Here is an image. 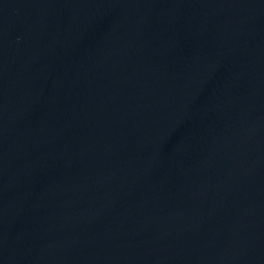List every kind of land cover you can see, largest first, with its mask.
Returning a JSON list of instances; mask_svg holds the SVG:
<instances>
[{"label":"water","instance_id":"95a60500","mask_svg":"<svg viewBox=\"0 0 264 264\" xmlns=\"http://www.w3.org/2000/svg\"><path fill=\"white\" fill-rule=\"evenodd\" d=\"M0 264H264V0H0Z\"/></svg>","mask_w":264,"mask_h":264}]
</instances>
